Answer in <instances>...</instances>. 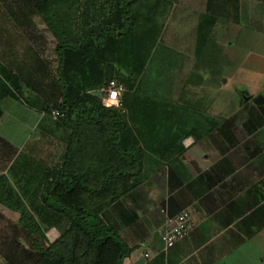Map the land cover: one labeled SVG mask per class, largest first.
Listing matches in <instances>:
<instances>
[{
    "label": "trees",
    "instance_id": "trees-1",
    "mask_svg": "<svg viewBox=\"0 0 264 264\" xmlns=\"http://www.w3.org/2000/svg\"><path fill=\"white\" fill-rule=\"evenodd\" d=\"M240 1L106 0L107 14L101 17V0H19L21 3L16 8L0 7V12L8 13L7 16L10 13L14 18L25 19L23 9L36 15L53 38L55 58L51 68L40 56L33 33L29 38L17 40L22 50L25 47L22 59L17 56L19 61L24 59V65L15 62L11 67L15 61L13 55L5 56V51L0 50V100L13 98L39 113L41 118L61 126L65 124L69 130L62 161L41 166V176L30 169L32 165L38 169L41 160L36 157L35 164H25L23 172L13 171L11 176L0 173V205L18 214L16 227L25 232L31 243L28 249L22 248L26 258L33 260L31 264H122L132 253L133 247L104 223L101 213L111 199L131 189L129 170L135 160L139 163L141 150L135 144L120 145L123 100L120 108L105 107L91 92L111 80L123 82L121 72L114 71V63L121 59L119 52L123 63L131 62L127 75L129 82L135 83L146 68V60L169 34V24L178 7L195 13L183 34L190 43L189 37L196 33L190 44L203 50L209 46L215 23L239 21ZM81 13L87 33L71 36L73 32L68 27ZM104 16L105 24L100 22ZM18 22L16 29L20 27ZM107 53L110 57L102 59ZM245 101L241 99L240 103L247 106ZM255 102L263 103V99L258 97ZM257 108L248 109L246 114L264 113L263 106ZM54 109L60 114L57 119L50 115ZM92 131L107 147L104 152H88L87 145L94 143L88 140ZM89 157H96V162L88 163ZM94 173L102 174L105 180L89 186L88 176ZM118 177L127 178L122 190L110 194L106 201L104 194L119 188L113 185ZM30 189L38 195L33 194L24 203L22 191ZM61 227L64 229L54 240L47 238L49 229Z\"/></svg>",
    "mask_w": 264,
    "mask_h": 264
},
{
    "label": "crops",
    "instance_id": "crops-1",
    "mask_svg": "<svg viewBox=\"0 0 264 264\" xmlns=\"http://www.w3.org/2000/svg\"><path fill=\"white\" fill-rule=\"evenodd\" d=\"M186 11L182 7L175 11L169 34L135 83L129 82L131 65L121 61L120 52L121 59L114 63V71L124 76L120 145L135 144L141 158L129 170L131 189L111 199L101 216L133 247L122 264H264V139L256 140L264 116L199 114L207 110L201 94L205 51L190 44L196 33L187 43L183 32L181 36L174 29L176 21L184 20L178 13ZM106 56L110 54L102 59ZM129 84L132 87L126 90ZM120 107L121 103L114 108ZM29 110L31 136L39 129L61 137L63 152L57 163L61 162L69 130ZM88 140L94 141L87 145L88 152L107 148L94 131ZM96 160L87 158L88 163ZM45 163L40 162L38 169L32 165L31 172L41 176ZM126 179L116 178L113 185L119 188L103 198L109 201ZM101 180L103 175L94 173L87 182L94 186ZM33 191H27L29 196L38 195ZM180 211L188 213L191 229L164 249L160 235L166 219Z\"/></svg>",
    "mask_w": 264,
    "mask_h": 264
},
{
    "label": "rangeland",
    "instance_id": "rangeland-1",
    "mask_svg": "<svg viewBox=\"0 0 264 264\" xmlns=\"http://www.w3.org/2000/svg\"><path fill=\"white\" fill-rule=\"evenodd\" d=\"M101 1L100 17L107 14L109 6L106 0ZM19 3H21L19 0H0V7L16 8V4ZM23 11L25 19L15 15L17 16L15 18L19 20L17 21L19 29H16V19L10 13L7 16L8 13L0 12V50L5 51V56H8V53L10 57L13 55L15 61L12 62L11 67L15 65V62L18 65H24V59L19 61L17 56L22 59L21 57L24 56L22 54H26L25 47L23 46L22 50V45L17 40L21 37L29 38V34L33 33L34 43L40 51V56L51 68H54L52 36L36 15L25 9ZM78 11L82 12L81 9ZM239 11L237 23H215L213 34L208 42L209 46L203 50L205 52L201 64L205 87L203 86L201 94L206 99H203L202 103L204 107L206 105L207 110L201 109L199 114L217 113L227 118L232 114H246L248 109L257 108V106H263L264 109V0H241ZM193 14L195 13L192 10L187 9L186 16L183 15L184 20L176 21L174 28L176 34H181L187 24H192ZM104 18L105 16L100 20L103 24H105ZM67 22H69L68 18ZM83 23L84 16L81 13L80 17L75 18L73 25L70 24L68 27L73 32L71 36L77 34L82 36L87 33ZM30 27H32L31 31ZM151 59L152 57L146 60L147 68L145 69L150 68L147 65H151ZM130 63L126 60L125 64L129 67ZM26 66L28 70V63ZM131 87L132 85L129 84L128 88ZM258 97L263 99L262 105L255 102ZM241 99H246L247 106L240 103ZM29 111L28 106L11 98L0 101V173L11 176L13 171L21 172L25 164H35L34 157L36 160L41 159L42 164L46 162L47 165L57 163L61 157L62 141L56 133L45 130L39 132V129H36L35 135L31 136L27 121L29 116H26ZM258 112L260 114V111L255 113ZM261 113L264 116V113ZM259 133L261 135L259 134L256 140L264 139V127L260 128ZM41 148L44 151H41ZM22 192L23 202H28L31 197L25 190ZM17 219V213L0 205V263L8 264L10 261L12 264H31L33 261L26 258L22 250V248L28 249L31 243L25 232L16 227ZM63 229V227L51 228L46 232V236L49 240H54ZM40 243L43 245L42 241Z\"/></svg>",
    "mask_w": 264,
    "mask_h": 264
},
{
    "label": "built area",
    "instance_id": "built-area-1",
    "mask_svg": "<svg viewBox=\"0 0 264 264\" xmlns=\"http://www.w3.org/2000/svg\"><path fill=\"white\" fill-rule=\"evenodd\" d=\"M113 92H116L117 95L115 99L117 100V104H113L112 106L116 107L121 102V96L123 92V88L120 84L111 80L107 83L106 86L99 88L91 93L97 95L103 106L106 105V101L111 98ZM111 106V107H112ZM106 107V106H105ZM50 115L53 119H57L60 114L57 110H51ZM191 229V222L189 215L186 211H180L173 216H170L166 219L165 229L160 235V239L163 243L164 249L171 248L174 243L186 235ZM148 255L146 254L145 257Z\"/></svg>",
    "mask_w": 264,
    "mask_h": 264
},
{
    "label": "clouds",
    "instance_id": "clouds-1",
    "mask_svg": "<svg viewBox=\"0 0 264 264\" xmlns=\"http://www.w3.org/2000/svg\"><path fill=\"white\" fill-rule=\"evenodd\" d=\"M117 93L113 92L111 98L106 101V107H111L113 104H117V100L115 99Z\"/></svg>",
    "mask_w": 264,
    "mask_h": 264
},
{
    "label": "water",
    "instance_id": "water-1",
    "mask_svg": "<svg viewBox=\"0 0 264 264\" xmlns=\"http://www.w3.org/2000/svg\"><path fill=\"white\" fill-rule=\"evenodd\" d=\"M247 99V98H246ZM246 99H243V100H246Z\"/></svg>",
    "mask_w": 264,
    "mask_h": 264
}]
</instances>
